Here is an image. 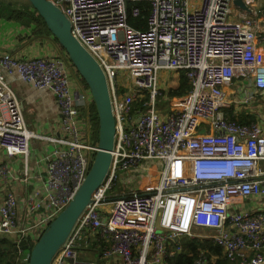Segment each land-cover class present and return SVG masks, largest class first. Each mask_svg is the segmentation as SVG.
<instances>
[{
  "label": "built area",
  "instance_id": "obj_1",
  "mask_svg": "<svg viewBox=\"0 0 264 264\" xmlns=\"http://www.w3.org/2000/svg\"><path fill=\"white\" fill-rule=\"evenodd\" d=\"M50 1L106 75L116 119L107 181L120 171L148 172L145 161L164 165L155 184L118 198L109 211L99 208L109 189L104 183L52 264H173L185 236L211 238L232 264H264V210L253 207L264 197V29L255 9L249 14L235 0ZM130 1L149 3L146 29L129 23ZM68 62L60 55L0 54V148L26 162L33 139L54 145L45 157L44 188L27 198L23 215L15 195L0 190V237L19 245L29 235L37 242L69 205L98 151L79 111L93 98L73 87ZM119 71L133 80L124 94ZM159 71L183 72L188 94L170 98L174 86L160 87ZM7 75L52 92L61 114L58 137L30 130ZM9 174L0 166V179ZM96 253V260L87 256ZM213 259L198 250L191 264Z\"/></svg>",
  "mask_w": 264,
  "mask_h": 264
},
{
  "label": "water",
  "instance_id": "obj_2",
  "mask_svg": "<svg viewBox=\"0 0 264 264\" xmlns=\"http://www.w3.org/2000/svg\"><path fill=\"white\" fill-rule=\"evenodd\" d=\"M27 1L44 19L51 34L86 82L99 116L98 151L85 182L69 205L47 226L30 253L29 264H52L81 214L93 202V196L108 178L116 141V119L106 75L98 61L72 35L71 24L66 15L50 0ZM234 4L251 13V8L244 0H235ZM8 249L0 248V252ZM7 264L14 263L8 261Z\"/></svg>",
  "mask_w": 264,
  "mask_h": 264
},
{
  "label": "crops",
  "instance_id": "obj_3",
  "mask_svg": "<svg viewBox=\"0 0 264 264\" xmlns=\"http://www.w3.org/2000/svg\"><path fill=\"white\" fill-rule=\"evenodd\" d=\"M249 6L254 11L253 3ZM261 20L262 26H260L259 21L258 25L259 28L264 29V19L261 18ZM260 48L264 50V45ZM3 53H10L19 58L53 55L68 57L53 36L37 37L31 32V28H24L15 21L0 19V54ZM67 65L69 72L71 71L75 75L72 78L73 87L75 89L82 88L83 85L78 81L76 70L70 65V62ZM6 78L18 97L30 130L41 136L58 137L60 135L61 114L52 92L36 89L20 80L16 75H7ZM83 123H87L86 118L83 119ZM87 135L88 141L93 142L90 126ZM53 150L54 145L50 141L33 139L30 157L25 162L21 156H7L0 148V166L6 165L10 170L9 175L0 179V190L3 193L15 195L18 202L17 208L21 215L26 208L27 198L34 191L44 188V177L47 169L45 157ZM158 178L159 173L154 180ZM253 207L264 210V201L262 205L256 204Z\"/></svg>",
  "mask_w": 264,
  "mask_h": 264
},
{
  "label": "trees",
  "instance_id": "obj_4",
  "mask_svg": "<svg viewBox=\"0 0 264 264\" xmlns=\"http://www.w3.org/2000/svg\"><path fill=\"white\" fill-rule=\"evenodd\" d=\"M24 3L14 2L12 0H0V19L5 21H15L19 23L24 28H33V34L37 37H51L53 36L44 19L39 15V13L33 8V6L27 1L22 0ZM132 7H138L140 9V15L137 17L132 16L131 9ZM129 9V23L137 29H146L147 28V16L149 11V3L148 2H139V1H130L128 3ZM263 15V13H262ZM54 37V36H53ZM55 38V37H54ZM55 41L59 44L58 40L55 38ZM61 47V46H60ZM64 51V49L61 47ZM179 84L176 88L170 89L167 94L170 98H183L185 97L189 90L190 86L188 84V80L186 79L183 72H181ZM82 83L88 88L86 82L82 79ZM141 106V101H138L134 104L135 108ZM82 108L79 109L81 113V117H85L84 113L82 112ZM88 113V124L90 126L91 134H93V139L95 143H98L99 140V116L97 112V108L95 103L89 107ZM248 118V117H247ZM252 118V117H250ZM96 139V140H95ZM162 171V170H161ZM161 171H158L160 173ZM153 171L148 169V174H152ZM149 177V176H148ZM146 177V178H148ZM151 183V182H148ZM113 189H108L106 191V198L107 194L109 195ZM123 196V195H122ZM121 197V196H119ZM119 197L112 198L113 200L118 199ZM8 236L0 237V248H9L8 251L3 250L4 254H0V256L5 255L7 264L8 261H12L14 264H29V262H21L15 260L18 255V258L25 259V257L31 253L32 248L34 247L35 243L32 242L31 235L26 236V240L19 245L18 241L16 243L17 246L22 247V253L19 254L17 252L16 247H12L10 242L7 239ZM180 243L183 246V250L178 252L177 257L171 259L173 264H191L194 257L197 255L198 250H207L208 257L210 258L212 255L215 256L213 264H232L230 261L224 258L222 249L213 244L210 238H198V237H189L185 236L180 239ZM25 255V256H24ZM97 255V253H96ZM210 255V256H209ZM0 264H2L0 262Z\"/></svg>",
  "mask_w": 264,
  "mask_h": 264
},
{
  "label": "rangeland",
  "instance_id": "obj_5",
  "mask_svg": "<svg viewBox=\"0 0 264 264\" xmlns=\"http://www.w3.org/2000/svg\"><path fill=\"white\" fill-rule=\"evenodd\" d=\"M12 1L18 2V3L19 2L24 3V1H22V0H12ZM250 1H251V4L253 3V7L257 13V16H255L254 14H253V16H255L258 19L260 26H262L261 18L264 19V0H250ZM262 13H263V15H262ZM32 29L33 28H31V32L33 33ZM261 43H262L261 41H258L259 45ZM69 61H70V59H69ZM70 65L75 69L73 64H71V61H70ZM71 66H70V69H71ZM181 74H182L181 72L159 71L158 81H159L160 87L165 88V89H168L170 86L177 87L179 84ZM70 75L72 78H73V76H75L72 74L71 71H70ZM76 76L78 77V81L83 85L82 89L85 90V92L87 93L89 98L92 99L91 95L88 94V92L90 91L89 88H86L85 85L82 83V77L79 75V73L77 71H76ZM117 79H118V83H119L120 94L127 93L129 91V89L133 86V80L130 78V76L127 75V73H125L123 71L118 72ZM138 100H140V99H138ZM92 104H93V101L91 100V103H86V105L83 106L82 112L84 113L85 118L88 116L87 111L89 110V107ZM90 130H92V129H90ZM91 136L93 137V134ZM92 141L95 142L94 139H92ZM95 144H97V143H95ZM143 165L146 168L152 170L153 173L149 175L148 172H145V173H142V174L137 175V176L136 175L131 176L130 172L125 173L124 171H120L118 173V176H115L113 179H111V181H109V180L107 181V179H106L105 183L107 182V184H109V188L113 189V190L111 191V193L109 195L107 194V198H106V194H104L105 199L103 200V204L99 207L101 210L109 211L113 206V204H112L113 202L121 200V199L113 200L112 198H114V197H119V196L125 197V196L129 195V193H131L132 190H138V189H140V187L144 186L148 182L156 183L154 178L158 177V171L164 170V165L161 162H151V161H145L142 163V166ZM142 166L138 168L139 171L143 169ZM179 172H180L179 169H177V173H179ZM146 177H148V178H146ZM259 200H262V202H263L264 197L263 196L260 197ZM195 234H202L205 236L210 235V233L208 231H203V230H197V231H195ZM7 239L10 242L12 247H14V246L16 247L17 241L13 237H7ZM211 241H212V239H211ZM213 244H214V242H213ZM2 251L0 252V254H4ZM87 256H89V258L91 260H96L95 254H92V255L88 254ZM212 257H215V256L212 255L210 258H212ZM17 258H18V255L15 258V260H17ZM7 260L8 259H6L5 255L0 256V262L2 264L6 263Z\"/></svg>",
  "mask_w": 264,
  "mask_h": 264
},
{
  "label": "bare ground",
  "instance_id": "obj_6",
  "mask_svg": "<svg viewBox=\"0 0 264 264\" xmlns=\"http://www.w3.org/2000/svg\"><path fill=\"white\" fill-rule=\"evenodd\" d=\"M213 193H215L214 195L218 194L219 191L218 190H212Z\"/></svg>",
  "mask_w": 264,
  "mask_h": 264
},
{
  "label": "flooded vegetation",
  "instance_id": "obj_7",
  "mask_svg": "<svg viewBox=\"0 0 264 264\" xmlns=\"http://www.w3.org/2000/svg\"><path fill=\"white\" fill-rule=\"evenodd\" d=\"M173 88H176V87L174 86ZM173 88H172V89H173ZM167 91H168V90H167ZM152 184H155V183H152Z\"/></svg>",
  "mask_w": 264,
  "mask_h": 264
}]
</instances>
